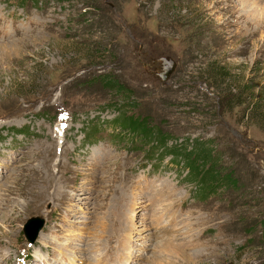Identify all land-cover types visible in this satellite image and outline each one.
<instances>
[{"label":"rangeland","instance_id":"1","mask_svg":"<svg viewBox=\"0 0 264 264\" xmlns=\"http://www.w3.org/2000/svg\"><path fill=\"white\" fill-rule=\"evenodd\" d=\"M0 264H264V0H0Z\"/></svg>","mask_w":264,"mask_h":264},{"label":"water","instance_id":"2","mask_svg":"<svg viewBox=\"0 0 264 264\" xmlns=\"http://www.w3.org/2000/svg\"><path fill=\"white\" fill-rule=\"evenodd\" d=\"M171 68L169 67L167 70H165L163 74H161L160 76L161 83H164V81L167 79V75L171 71ZM40 225H41V219L38 217H30L23 223L21 230L25 235L27 241L31 242L33 240V237H35L34 234L40 228Z\"/></svg>","mask_w":264,"mask_h":264},{"label":"trees","instance_id":"3","mask_svg":"<svg viewBox=\"0 0 264 264\" xmlns=\"http://www.w3.org/2000/svg\"><path fill=\"white\" fill-rule=\"evenodd\" d=\"M131 121V120H130ZM137 126H141L142 127V123H140V124H136L135 125V128H137ZM196 141V140H195ZM200 142L201 140H197V142ZM202 146H200V150H199V152H201V156H204L205 157V154L207 155V153H202V148H201ZM182 153V152H181ZM181 153L180 152H178L177 154H180L181 155ZM184 160H185V162H186V169L188 170V169H190V167L191 166H193V153H192V155H189V152H187L185 155H184ZM191 169H192V167H191ZM213 176H215V175H213ZM213 176L211 177V176H209V178H213ZM222 179L225 181V182H228L227 183V185H232V184H234V181H233V178H231L230 177V175H229V172L227 173V174H225L223 177H222ZM208 180V179H207ZM208 183H209V185H210V187H214V186H212V185H214V183H212L210 180H208ZM217 185H219V183H216Z\"/></svg>","mask_w":264,"mask_h":264},{"label":"bare ground","instance_id":"4","mask_svg":"<svg viewBox=\"0 0 264 264\" xmlns=\"http://www.w3.org/2000/svg\"><path fill=\"white\" fill-rule=\"evenodd\" d=\"M143 229V228H142Z\"/></svg>","mask_w":264,"mask_h":264}]
</instances>
